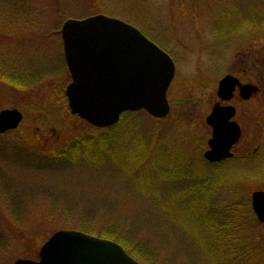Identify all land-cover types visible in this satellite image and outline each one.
Here are the masks:
<instances>
[{"label": "rangeland", "instance_id": "1", "mask_svg": "<svg viewBox=\"0 0 264 264\" xmlns=\"http://www.w3.org/2000/svg\"><path fill=\"white\" fill-rule=\"evenodd\" d=\"M21 1L30 4L27 11L16 13V10L9 7L11 14L7 15H13V18L11 24L6 21V25L9 29L14 26L22 29L19 32L7 30L0 24V63L14 68V73L23 77L33 73L37 79L39 72L42 74L39 79L30 82L32 86L28 89L15 90L3 85L0 111L5 108H19L23 112L21 125L9 134L13 136L12 140L22 141L27 148L36 152L35 156L47 149L52 152L57 141L70 142L71 137L78 138L88 129L81 121L78 122L70 116L64 96L70 76L60 56V30L68 18L80 19L104 14L134 23L145 35L157 40L174 56L177 64L176 76L168 92L171 109L167 120L162 121L167 141L163 146L171 147L172 152L181 153L184 148L182 141H186L187 137L188 143L194 148L197 141L189 135L198 131L204 135L207 130L206 135L210 132L205 124V117L211 108L210 101L215 100L221 77L227 73H240L246 81L259 86L262 83L260 81L264 80V72L260 70L262 68L259 66L257 70L255 67L264 58V39L257 34L252 38L244 37L241 42L238 37L232 39L230 36L229 40L226 36L228 39H225L215 25L218 14L223 9H228L229 15L233 17L229 18L231 22L225 28L229 32V28L234 27V21L239 18L238 13L235 12L234 16L233 12L240 9L239 20L242 21L243 17L246 19L253 16L250 8L255 6L256 10V6L261 7L256 3L261 0ZM6 2L7 0H3L0 5ZM262 6L264 7V0ZM2 10L0 8L1 13ZM13 12L22 17H14L16 15ZM4 42L8 44H2ZM235 98L233 104L239 110L238 120L244 126L238 151L242 154L253 152L255 147L258 149L260 140L257 137L256 121L264 124V94L257 95L246 103L237 96ZM138 117L143 129L151 136L155 129L154 121L145 114L131 115L128 119L136 121ZM125 127L121 140L132 142L131 129ZM134 132L135 129L133 134ZM70 143V146L74 145V141ZM50 151L46 153L50 154ZM56 154H62L58 161L67 159L63 151ZM56 154L53 153L55 156ZM132 166L137 168L134 163ZM2 167L13 183V188L21 189L25 193V190L33 187L39 190V196L30 197L24 204L25 207L23 205L24 210L19 220L11 212L8 203L2 200L7 195L0 180V211L3 213L2 218L7 219L6 223L5 219L0 218V229L1 232H12L15 235L10 248H0V264H13L16 259L25 257L26 249L20 244L21 237H16L18 232H23L22 237L31 238L27 241L31 250L39 251L55 230L85 231V228L96 231L108 225L114 226L119 233L131 234L144 246L147 244L156 254L155 258L148 257L157 264L167 261L172 264H211V256L208 257L204 250L196 247L192 239H187L186 236L182 238L184 235L178 227L181 223L180 211L184 208L183 201H178L176 195L173 204L166 212L163 211L166 207L164 203L168 199L167 193H172L163 183L157 184L160 203L156 196H144L132 189L127 180L132 176L129 174L125 175L126 178L120 175L111 176L105 172L97 174L76 164L67 166L62 171L32 169L10 161L4 162ZM239 167L243 168V164L239 163ZM245 167L253 171L257 166L246 164ZM215 168L229 170V164ZM242 183L244 198H248V194L254 190L264 189V178L256 180L246 177L242 179ZM55 203L56 208L52 212L51 208ZM71 210L75 215L67 217ZM172 212L176 216L175 220H172ZM10 223L16 232L10 229ZM262 227L259 232L264 236V226ZM187 243L190 245L186 248L183 244Z\"/></svg>", "mask_w": 264, "mask_h": 264}, {"label": "water", "instance_id": "2", "mask_svg": "<svg viewBox=\"0 0 264 264\" xmlns=\"http://www.w3.org/2000/svg\"><path fill=\"white\" fill-rule=\"evenodd\" d=\"M64 53L73 82L66 95L74 114L96 126L114 125L125 110L145 109L155 117L169 111L166 92L174 75L171 58L136 28L103 15L69 20L62 28ZM248 99L258 88L242 85L232 76L220 82L219 94L231 99L235 88ZM233 106H216L208 117L213 127L211 149L205 157L221 161L241 137L232 118ZM22 119L18 110L0 113V132L16 128ZM252 203L264 222V192H255ZM14 264H139L117 243L82 232H56L41 248L39 261L18 259Z\"/></svg>", "mask_w": 264, "mask_h": 264}, {"label": "trees", "instance_id": "3", "mask_svg": "<svg viewBox=\"0 0 264 264\" xmlns=\"http://www.w3.org/2000/svg\"><path fill=\"white\" fill-rule=\"evenodd\" d=\"M2 1L3 0H0V3ZM28 5L30 4L24 3L21 0H7L6 3H2L0 5V8H3L2 13L0 11V24L7 30L11 29L19 32L22 27L14 26L9 29L6 25V21L11 24L13 18V15H7L11 14L9 7L13 11L16 10V13H25L28 9ZM16 13H14V15H16L14 17H22V15ZM2 44H8V42ZM1 53L2 52H0V54ZM14 70V68L7 67L0 63V94L3 85L15 90L28 89L31 85L30 82L35 81V77L33 76L35 74L30 73L28 77H23L14 73ZM41 74L42 72H39V77L37 79L41 77ZM134 114L136 113H129V116ZM128 122L127 119V123ZM80 123L85 124L84 122ZM123 126H121V128ZM137 127H140L139 120L136 124V128ZM114 131L118 134L119 129L111 128L104 133L96 132L83 141L76 140L74 145L65 147L63 152L65 153L66 150L69 149V155H77V158H83L81 162L89 168L98 169L101 172H108L109 169L113 167L110 159L112 154H109V152L112 153L113 146L115 147V145H117L118 147V140L114 138ZM104 134L110 136L108 143L109 149L107 146L105 148L103 145L100 146V143L96 140L98 136H104ZM131 135L134 136L133 132H131ZM140 135L142 134L140 133ZM12 137L13 136L7 134L0 135V180L3 182L4 188H6L7 195V198L2 200L8 203L7 205L12 209L11 212L20 220V216L24 210L23 205L29 201L30 197L34 198V196H39V190L32 187L27 191L25 190L24 193L21 189L13 188V183L9 180V177L2 167L3 163L10 161L11 163L29 166L33 169L51 170L55 168L56 164H60L62 160L58 161V157H61L60 155L62 154H56L55 156L43 153L42 155L37 154V156H35L36 152L27 148L22 141L17 142L16 140H12ZM187 139L189 138L187 137ZM141 141H144V138L143 140L141 138L135 139L132 144H130L132 147H128V149V144L125 145L128 156L131 155L132 157V163L135 162L134 165H138V169L145 167L147 164H151L154 169H158L161 156L159 155L153 158L152 153L154 150L149 149L145 146L146 143ZM135 143L142 145L135 146L137 145ZM203 145L204 141L198 140V148L194 153L197 152L198 149H202ZM58 152H60V150ZM65 157H68L66 153ZM165 164L171 166L170 168H174L173 166H175V164L167 159H165ZM114 167L116 169L118 168L115 164ZM114 171L113 168L111 172ZM206 172V169L202 168L199 182L189 187L191 202L188 204V211L185 210V217H181L179 227L182 234L186 237L191 236L193 244L204 250V252L206 251L208 256H211L209 259L211 264H264V236L258 235L255 231L257 221L254 218L250 204L247 202L248 200L242 199L238 194V182H240L238 178L243 177V170L237 172V170L231 169L229 171V177L217 175L208 178V176L205 175ZM140 181L143 186L150 190L144 189L146 191H141V188L137 187L136 184L135 188L140 191V194L157 197L158 190L155 181L151 184L146 178L140 179ZM129 186L131 187V185ZM132 187L134 188L133 184ZM55 208L56 203L52 205V212H54ZM73 215L75 214L71 210L67 217H72ZM2 216L3 213L0 211V218H2ZM79 217L82 218L81 215H79ZM5 220L7 223V219ZM9 227L16 232L11 223ZM83 229L89 231L88 229ZM116 230L114 226L108 225L106 228L100 230L98 235L120 242L137 259L143 261L144 264H153L148 260V256H153L155 253L152 252L147 244L145 247L141 243L135 242L134 239L126 235L125 232V234L123 233L121 235L118 234ZM92 232H94V230H92ZM10 234L1 232L0 229V248L8 249L12 246L14 234L12 232ZM21 234H23V232L16 233V237H21L20 244L26 249L25 257L37 258L39 251H33L28 247L29 243H27V241L31 238L22 237ZM36 239L34 240L36 241ZM184 245L187 248L190 244L187 243L183 244V246ZM164 264H172V262L167 261Z\"/></svg>", "mask_w": 264, "mask_h": 264}]
</instances>
